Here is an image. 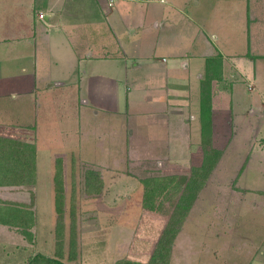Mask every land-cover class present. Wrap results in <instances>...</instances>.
Returning <instances> with one entry per match:
<instances>
[{"label": "crops", "instance_id": "1", "mask_svg": "<svg viewBox=\"0 0 264 264\" xmlns=\"http://www.w3.org/2000/svg\"><path fill=\"white\" fill-rule=\"evenodd\" d=\"M223 9L238 20L227 22ZM34 88L78 92L67 120L90 133L99 124L111 138L103 153L120 155L95 163L102 170L185 172L186 155L203 151L209 116L222 153L207 183L232 144L251 139L229 184L246 189L240 172L264 170V0H0V95L16 102ZM201 94H210L204 116ZM30 129L0 120V135L35 143ZM35 154L37 198L36 143ZM25 193L24 184H0L4 264H24Z\"/></svg>", "mask_w": 264, "mask_h": 264}, {"label": "rangeland", "instance_id": "2", "mask_svg": "<svg viewBox=\"0 0 264 264\" xmlns=\"http://www.w3.org/2000/svg\"><path fill=\"white\" fill-rule=\"evenodd\" d=\"M191 11L194 15L200 13ZM222 15L228 18L227 22L238 20L229 10L223 9ZM3 86L9 85L3 83ZM75 97L78 92L75 95L73 90L37 91V88L24 91V96L16 102L7 91L0 95V120L23 126L26 130L20 132L22 134L34 127L36 136L38 195L36 198L32 187L35 181L24 186V264L36 252L71 264L114 263L120 258L147 262L179 194L171 188L170 198L162 199L160 210L151 211L141 203L142 179L154 172L139 171L138 166L129 164L115 171L100 169L96 164L115 163L120 155L103 153L104 145L110 143L111 138L101 133L99 124L90 133L85 132L86 126L79 128L76 120H67ZM30 132L34 135L31 129ZM209 140L212 145V137ZM253 143L251 139L233 143L222 167L213 172L208 183L206 181L196 205L190 208L183 228L174 239L167 256L170 264H264V170L240 172L239 180L247 173L239 183L245 184L246 189L229 186L238 174V149L251 147ZM70 151L79 159L68 155ZM202 153L186 155V171L180 174L189 175L191 165L200 163ZM58 155H63L67 168L60 239L55 228L51 187L54 158ZM82 166H92L98 172L102 183L99 193L85 189ZM169 173L159 169L158 174ZM229 189L236 191L230 193Z\"/></svg>", "mask_w": 264, "mask_h": 264}, {"label": "trees", "instance_id": "3", "mask_svg": "<svg viewBox=\"0 0 264 264\" xmlns=\"http://www.w3.org/2000/svg\"><path fill=\"white\" fill-rule=\"evenodd\" d=\"M201 99V115L210 114V94L205 98L202 95ZM209 129L210 117L208 116L207 121H202L201 124L202 158L199 164L191 165L189 175H181L180 173L153 174L142 179L144 189L141 203L145 209L151 211L160 210L163 206L162 199L167 198L168 200L170 198L169 195L173 187L175 188L173 191L179 194L176 204L168 217L169 219L163 223L162 230L149 260L143 262L129 258H120L114 263L102 264H170L167 256L170 254L174 239L181 230L196 196L206 183L209 174L222 153L221 149L210 145ZM35 156V144L32 141L0 135V184H24V186L32 184L35 181ZM82 170L85 171V189L88 192L97 191L99 193L102 183L96 169L91 166H82ZM65 171V158L63 155L56 156L54 158L53 171V204L56 213L55 228L59 237L58 239L62 236L64 224ZM71 212L74 213L73 205ZM73 233L72 231L71 246L75 244ZM25 264L71 263L62 261L54 256H48L42 252H36L29 257Z\"/></svg>", "mask_w": 264, "mask_h": 264}, {"label": "built area", "instance_id": "4", "mask_svg": "<svg viewBox=\"0 0 264 264\" xmlns=\"http://www.w3.org/2000/svg\"><path fill=\"white\" fill-rule=\"evenodd\" d=\"M113 2V0H108V3L111 4ZM39 16L42 17L43 16V13H39Z\"/></svg>", "mask_w": 264, "mask_h": 264}]
</instances>
